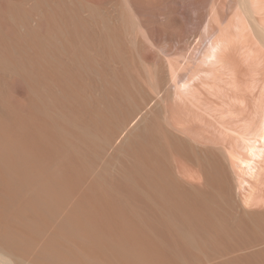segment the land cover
I'll use <instances>...</instances> for the list:
<instances>
[{"label":"bare ground","instance_id":"6f19581e","mask_svg":"<svg viewBox=\"0 0 264 264\" xmlns=\"http://www.w3.org/2000/svg\"><path fill=\"white\" fill-rule=\"evenodd\" d=\"M256 85L264 0H0V264H264Z\"/></svg>","mask_w":264,"mask_h":264},{"label":"rangeland","instance_id":"374dc122","mask_svg":"<svg viewBox=\"0 0 264 264\" xmlns=\"http://www.w3.org/2000/svg\"><path fill=\"white\" fill-rule=\"evenodd\" d=\"M257 69V68H256ZM259 74V71H257L256 70V80H257V78H260L259 76H260V74ZM256 84H257V81H256ZM260 88V87H259ZM261 90V88L260 89H258V85H256V94L255 95H253V94H250V95H252V96H250L248 93H250V92H248V91H246V92H244L243 94V96H245L246 95V97L245 98H248L247 100L250 102V103H248V105H249V107H250V110H249V107H248V109L246 110L245 108H244V112H242L243 114H242V117H245V116H243V115H246V118L247 117H249L250 115L252 116V113L254 112V109L256 108V121H258V119H259V114H258V111H259V109L261 108V106H262V104H263V101H264V95L262 94L263 92H262V90ZM153 91V90H152ZM248 92V93H247ZM153 93V97L159 102H161L162 101V99H161V97L159 96V94H158V92H156V91H153L152 92ZM248 95H247V94ZM252 93V92H251ZM249 96V97H248ZM256 96V97H255ZM253 97H255V98H253ZM155 99H153V102H157V101H154ZM255 101V102H254ZM252 103V104H251ZM252 105H254V107L252 106ZM251 108H253V109H251ZM245 112H246V114H245ZM249 112V113H248ZM251 113V114H250ZM248 115V116H247ZM205 126V127H204ZM204 126H198L197 128H195V129H197V133L195 132H193L195 135H194V139H195V141H197L199 144H201V145H212V144H214V145H212V146H223L222 148H225V150H226V148H228V146H229V144H230V142H232L233 140L230 138V137H228V135L223 131V129H226V128H222V127H220V126H216L217 127V129H216V127H213L214 125H204ZM235 126V125H234ZM233 126V127H234ZM220 128V130H221V132H220V130H218L219 128ZM229 127V126H228ZM178 131H180L181 133H184V131H185V133L187 132L186 130H184V128L182 129V128H180V129H178ZM222 131H223V133H225V134H223L222 133ZM203 133V134H202ZM227 135V136H226ZM231 140V141H230ZM233 143V142H232ZM231 143V144H232ZM216 144V145H215ZM230 144V145H231ZM232 167V166H231ZM233 168V167H232ZM237 168V167H236ZM234 169V168H233ZM242 170V169H241ZM242 174H243V171L241 172ZM241 174V175H242ZM249 208H264V205H257L256 203L255 204H250V205H247Z\"/></svg>","mask_w":264,"mask_h":264}]
</instances>
